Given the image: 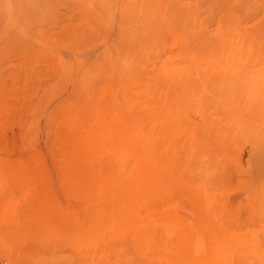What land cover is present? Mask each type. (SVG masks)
<instances>
[{
	"label": "rangeland",
	"instance_id": "obj_1",
	"mask_svg": "<svg viewBox=\"0 0 264 264\" xmlns=\"http://www.w3.org/2000/svg\"><path fill=\"white\" fill-rule=\"evenodd\" d=\"M0 264H264V0H0Z\"/></svg>",
	"mask_w": 264,
	"mask_h": 264
},
{
	"label": "bare ground",
	"instance_id": "obj_2",
	"mask_svg": "<svg viewBox=\"0 0 264 264\" xmlns=\"http://www.w3.org/2000/svg\"><path fill=\"white\" fill-rule=\"evenodd\" d=\"M249 13V12H248ZM251 13V12H250ZM248 16H250V15H248ZM251 19V18H250Z\"/></svg>",
	"mask_w": 264,
	"mask_h": 264
}]
</instances>
